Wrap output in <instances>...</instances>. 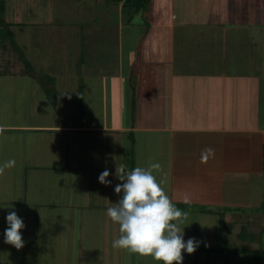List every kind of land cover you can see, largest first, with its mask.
Masks as SVG:
<instances>
[{"label":"crops","instance_id":"obj_1","mask_svg":"<svg viewBox=\"0 0 264 264\" xmlns=\"http://www.w3.org/2000/svg\"><path fill=\"white\" fill-rule=\"evenodd\" d=\"M69 1L83 16L80 27L50 12L34 23L75 55L72 83L80 91L85 79L88 104L77 92L69 110L41 97L28 113L0 115V164L16 161L0 175V264H163L113 248L119 225L106 215L120 195L116 165L152 163L164 192L187 212L184 239L200 241L193 253L182 251V264H247L245 252L220 249L221 220L233 235L223 243L252 236L264 264V49L261 67L251 58L264 47L254 37L264 0ZM98 30L97 41L86 37ZM68 99L66 91L59 101ZM105 168L110 185L98 181ZM13 210L25 224L21 249L3 239ZM252 218L259 237L245 231L255 224L243 219Z\"/></svg>","mask_w":264,"mask_h":264},{"label":"rangeland","instance_id":"obj_2","mask_svg":"<svg viewBox=\"0 0 264 264\" xmlns=\"http://www.w3.org/2000/svg\"><path fill=\"white\" fill-rule=\"evenodd\" d=\"M49 1L50 0H5V9L3 14L4 19L7 22L11 23L9 29L15 37L18 45L25 53V56L31 62L33 68H35L36 75L34 77L20 75L23 64L20 61L17 53L12 49L10 44H8L5 49L0 45V71L6 70L15 73L14 76L10 75L8 77H0L4 78L3 83L0 84H5L4 86L7 87L4 93L0 88V115L5 116L7 113H11L13 114V116H11L10 114L8 116L11 118H15L17 115L20 116L22 111L25 112V110H27L26 112L28 113L29 109L33 105H35L37 103V100L41 97H47L51 100L52 103L55 102V105L57 104L60 105V107L62 106L59 109L60 111L61 109L63 111L65 109L69 110V105L75 107L74 99L76 98L77 92L82 95V100L85 101L83 104L85 105V103H87L86 99L88 95V88L84 89V87H86L85 79H82L80 82L77 80L78 85L79 83H81V85H79L80 91H77L74 88L76 84L75 81L74 83H72V73L75 68L73 67V63L72 66L70 65V61L72 62V59H76L75 55L65 54V52L57 42L58 39H55V37L52 38L50 34H47L48 32L46 30L44 31V29L39 28L40 26L37 25V23H34L41 17H47L48 12H50V15L54 16L53 18H57V21L71 23L70 19H75L79 23L80 27L83 21V16H81V14H77V12L74 11L75 8L73 9V6L70 7L72 3L69 0H58L59 2H57V4L54 6L55 10L49 11ZM250 8L253 7H251L250 4L247 5V11L245 14L248 17L251 14ZM78 13H80V11H78ZM257 13H259L258 16H261L262 14L260 12H255L254 18L255 16H257ZM30 22L34 25H29L26 27L23 26L26 23ZM257 25H264V15H262V19ZM86 27V25L82 26L84 32L86 31ZM262 27L254 28V37H258L259 39H262V37L264 38V28ZM242 30H244L242 27L236 29L237 33L241 34ZM97 33H99V30L96 33L89 31L87 32L86 37H88L89 40L96 37L95 39L97 41ZM70 44L72 45V43ZM95 44L96 43H94L93 45ZM37 48H39L40 51H38ZM257 48L258 49L256 50L254 49V52L252 50L251 58L256 59L254 60L256 61L255 67H261V57L263 56L261 55V51H263L262 49H264V47H262V44H259ZM46 56L47 59H44V57ZM51 58H54V61H52ZM81 59L83 60V58ZM84 62L87 65V72H92L96 68V65L93 64V62L90 63L91 60L89 61V64H87V61L84 58ZM39 83H42L44 85H39ZM64 90L67 91V96H69V99L67 102H64V104H62L60 103L59 98L63 97V94L66 92H64ZM3 96L5 97V99H2ZM92 99L97 100V96L89 98V100ZM101 100H103V98H101ZM261 105V111L264 113V102ZM76 109L78 110V106L76 107ZM252 212H255V210L251 211V213ZM242 216L244 217V215ZM257 219L258 218H252L249 220L243 219L249 222L250 225L252 223L255 224L253 225L252 229L244 227L246 228L245 231H251L255 229L253 231L255 232V237H259L260 235V232H257L258 230H256L258 227ZM251 220H253V222ZM260 223L261 222L259 219V224ZM227 225L228 224L222 220L217 229L216 237L219 238L220 235L222 236L220 240L222 243L219 245L222 251H233L232 253H229L232 256H234V252H245L242 262H245L247 260V264H255V262L258 263L261 259H263V254L261 253V251L255 250L256 243L255 241H251L252 236H247L244 232L243 233L247 236V239H245L244 241L238 240L235 242L234 240L228 244L223 243L225 242V239L231 240L233 237V235H226L224 227ZM197 233L200 234V232ZM259 255L262 256L260 259L258 258Z\"/></svg>","mask_w":264,"mask_h":264},{"label":"clouds","instance_id":"obj_3","mask_svg":"<svg viewBox=\"0 0 264 264\" xmlns=\"http://www.w3.org/2000/svg\"><path fill=\"white\" fill-rule=\"evenodd\" d=\"M205 151L212 154L213 149ZM16 161L9 159L0 164V175L5 169L14 167ZM159 163H152L147 168L136 166L131 170L125 164L116 165L114 176L119 181L114 192L119 195L117 202L106 209V215L119 225L118 238L112 240V247L124 249L139 255H150L163 264H182V251L193 253L200 241L195 238L184 239V219L187 212H182L171 201L153 174L159 169ZM109 169L105 168L98 175L99 183L110 185ZM6 228L3 239L7 244L21 249L25 241L21 230L25 228L23 218L15 210L5 217Z\"/></svg>","mask_w":264,"mask_h":264},{"label":"trees","instance_id":"obj_4","mask_svg":"<svg viewBox=\"0 0 264 264\" xmlns=\"http://www.w3.org/2000/svg\"><path fill=\"white\" fill-rule=\"evenodd\" d=\"M4 9H5V0H0V45L2 48L5 49L6 46L10 44V46L17 53L20 61L23 64V68L21 69L20 74L30 75L34 77L36 75V70L35 68H33V66L31 65V62L25 56V53L23 52L22 48L18 45L15 37L13 36L11 30L9 29V26L11 23L7 22L4 19V16H3ZM7 72H10V71H6V70L0 71L1 74H6ZM263 150H264V146H263ZM262 208L264 210V201H262ZM255 264H258V263L255 262Z\"/></svg>","mask_w":264,"mask_h":264}]
</instances>
